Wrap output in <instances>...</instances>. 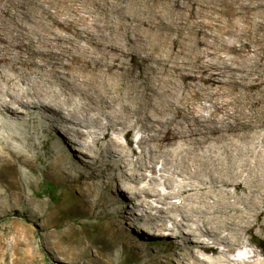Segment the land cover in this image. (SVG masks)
I'll return each instance as SVG.
<instances>
[{"label": "bare ground", "instance_id": "bare-ground-1", "mask_svg": "<svg viewBox=\"0 0 264 264\" xmlns=\"http://www.w3.org/2000/svg\"><path fill=\"white\" fill-rule=\"evenodd\" d=\"M53 4L0 0V127L37 132L31 119L58 124L88 156L107 158L122 173L127 196L118 195L119 203L162 225L171 220L168 232H158L189 251L188 264H264L255 250L230 256L248 245L247 231L264 232V135L252 133L251 120L219 115L227 86L241 83L240 67L216 57L211 45L199 48L203 39L176 38L160 55L167 33L145 43L128 30L123 42L98 16ZM110 130L141 132L136 159ZM196 248L214 254L201 257Z\"/></svg>", "mask_w": 264, "mask_h": 264}, {"label": "rangeland", "instance_id": "rangeland-1", "mask_svg": "<svg viewBox=\"0 0 264 264\" xmlns=\"http://www.w3.org/2000/svg\"><path fill=\"white\" fill-rule=\"evenodd\" d=\"M52 1V10L98 16L123 42L128 30L145 43L159 42L162 34H169L167 44L158 47L160 55L172 50L176 38L194 45L203 39L206 44L199 48L211 45L216 57L240 67L236 77L241 76V83L227 86L229 103L219 115L251 120L256 124L252 133L263 138L264 0ZM179 31L186 37H178ZM141 52L145 55L151 47ZM36 123L37 132L0 127V264H188L189 251L158 232H168L171 220L162 225L142 218L128 201L119 203L118 195L127 196L119 181L122 173L107 158L88 156L58 124L54 128L30 120ZM107 132L101 130L102 143ZM109 132L135 151L132 159H136L141 132ZM83 137L92 140L90 134ZM228 189L244 193L240 186ZM243 241L248 245L243 250L235 247L231 257L240 259L255 250L264 260V232L247 231ZM195 252L201 257L214 254L198 248Z\"/></svg>", "mask_w": 264, "mask_h": 264}, {"label": "trees", "instance_id": "trees-1", "mask_svg": "<svg viewBox=\"0 0 264 264\" xmlns=\"http://www.w3.org/2000/svg\"><path fill=\"white\" fill-rule=\"evenodd\" d=\"M51 190H53L52 188H51ZM262 245V244H261Z\"/></svg>", "mask_w": 264, "mask_h": 264}]
</instances>
